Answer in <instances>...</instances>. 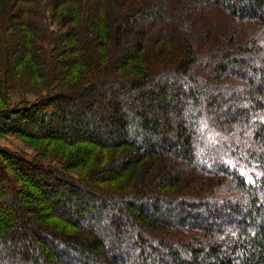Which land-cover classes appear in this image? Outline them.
Wrapping results in <instances>:
<instances>
[{"label":"trees","instance_id":"obj_1","mask_svg":"<svg viewBox=\"0 0 264 264\" xmlns=\"http://www.w3.org/2000/svg\"><path fill=\"white\" fill-rule=\"evenodd\" d=\"M4 136L0 264H264V0H0Z\"/></svg>","mask_w":264,"mask_h":264},{"label":"rangeland","instance_id":"obj_2","mask_svg":"<svg viewBox=\"0 0 264 264\" xmlns=\"http://www.w3.org/2000/svg\"><path fill=\"white\" fill-rule=\"evenodd\" d=\"M28 144L23 140L15 137V136H4L0 138V147L8 149L13 152H19L23 155L31 157L34 154V149L29 148ZM40 196H38V199ZM18 258V257H17Z\"/></svg>","mask_w":264,"mask_h":264}]
</instances>
